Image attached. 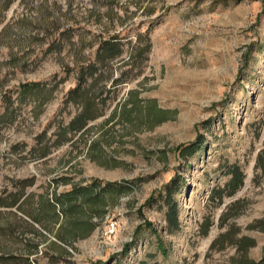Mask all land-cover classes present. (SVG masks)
Returning a JSON list of instances; mask_svg holds the SVG:
<instances>
[{
  "label": "rangeland",
  "instance_id": "obj_1",
  "mask_svg": "<svg viewBox=\"0 0 264 264\" xmlns=\"http://www.w3.org/2000/svg\"><path fill=\"white\" fill-rule=\"evenodd\" d=\"M249 261L264 264V0H0V264Z\"/></svg>",
  "mask_w": 264,
  "mask_h": 264
},
{
  "label": "trees",
  "instance_id": "obj_2",
  "mask_svg": "<svg viewBox=\"0 0 264 264\" xmlns=\"http://www.w3.org/2000/svg\"><path fill=\"white\" fill-rule=\"evenodd\" d=\"M105 45H109L110 47V54L109 56H113L117 53H119V48L116 46V44L110 42L109 40L105 42ZM93 67V64H88L86 66H81L80 67V71H79V83L76 87L70 89L68 91V98L70 100L74 99V94H76L79 89H80V83L86 78L87 75L91 74V68ZM92 116H90L89 114H87L86 110H82L77 116H75L71 122L69 123L70 127L72 129H80L82 128L88 119H91ZM229 173L231 174V178L228 180L227 182V187H229L230 193L234 192L239 186H241L243 184V178L244 175L243 173L236 167H232L229 171ZM177 179H173L172 180V184L176 182ZM86 188H81L80 191L85 190ZM73 191H78V190H73ZM71 194V193H70ZM11 198H12V203H14L17 198L18 195L17 194H11ZM55 199L57 201V203L59 204V209H61V211H64L63 207V202L60 199V196H55ZM54 209V213H55ZM55 215V221H57V215L58 214H54ZM166 219L168 220L169 223H173L175 226H177V212L175 210V206L174 205H169L168 211H167V216ZM36 221H39L38 219H36ZM91 228L88 227V230H90ZM249 264H260V262H255V261H249Z\"/></svg>",
  "mask_w": 264,
  "mask_h": 264
},
{
  "label": "built area",
  "instance_id": "obj_3",
  "mask_svg": "<svg viewBox=\"0 0 264 264\" xmlns=\"http://www.w3.org/2000/svg\"><path fill=\"white\" fill-rule=\"evenodd\" d=\"M113 229H114V224L111 223V224L109 225V231H108V232H113Z\"/></svg>",
  "mask_w": 264,
  "mask_h": 264
}]
</instances>
